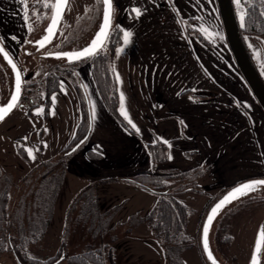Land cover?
Here are the masks:
<instances>
[{
  "label": "rangeland",
  "instance_id": "374dc122",
  "mask_svg": "<svg viewBox=\"0 0 264 264\" xmlns=\"http://www.w3.org/2000/svg\"><path fill=\"white\" fill-rule=\"evenodd\" d=\"M38 2L43 3V0H27V12ZM50 2L54 3L55 0ZM231 3L236 23L241 25L237 5L234 0ZM240 10L245 11L242 1ZM30 12L33 18L29 23L34 24L36 31H30L32 33L23 45L18 46L16 54L4 41L3 48L19 68L22 92L26 93L29 84L38 81L41 73L50 69L56 75L57 88L47 96L46 88L38 87L30 94L35 104L33 107L28 109L17 104L0 121V194L4 190L8 193L6 212L0 214V240L5 234L25 235L31 224L37 227L48 220L42 238L28 249L32 256H52L61 247L63 255H71L109 244L116 252L115 264H167L164 245L152 235L143 220L160 197L150 188L155 185V180L151 179L153 177L131 180L95 178L99 172L95 170L98 167L95 161L109 155L101 139L109 141L116 137L111 131L96 129L100 124L91 118L88 103L87 136L73 152H62L74 136L81 118L84 90L78 72L82 70L86 73V60L69 63L64 58L47 54L87 47L92 32L101 23L102 0L99 3L97 0H68V8L63 13L55 36L39 50L37 45L28 41L38 40L50 19L36 21L34 10ZM51 15L50 9L46 17ZM111 28H115L114 25ZM114 38L115 35H109L106 47L100 51L109 52ZM241 38L256 71L260 77H264V36L244 34ZM214 44L213 50L216 51V42ZM11 68L3 53H0V104L10 97L16 83ZM54 68L74 71L82 89L81 95L76 91L73 78L56 69L53 71ZM38 109L43 111L37 114ZM123 120L125 129L133 132L132 127ZM27 149H32L34 160L29 158ZM83 155L89 159L88 163ZM74 160H85L88 165L84 172H80L78 166L70 165ZM198 171L204 172L202 167ZM239 181L236 180V183ZM230 182V178L223 180L222 173L212 170V176L201 173L189 182L176 181L173 184L168 196L184 204L188 211L183 234L190 246L178 252L179 261L184 264H210L202 250V228L217 200L235 188L230 186ZM243 183L241 181L237 186ZM219 191L222 195L218 197ZM95 216L99 220L93 224L90 220ZM221 224H226L223 233L229 237L227 243L220 247L215 233ZM261 225H264L262 185L228 203L212 221L207 239L213 257L219 264H250ZM221 238L225 240V237ZM0 263L18 264L9 251L0 255ZM256 264H264V239Z\"/></svg>",
  "mask_w": 264,
  "mask_h": 264
},
{
  "label": "crops",
  "instance_id": "0c3cea01",
  "mask_svg": "<svg viewBox=\"0 0 264 264\" xmlns=\"http://www.w3.org/2000/svg\"><path fill=\"white\" fill-rule=\"evenodd\" d=\"M22 5L19 0H0V37L15 54L31 33ZM112 5V24L123 30L112 55L115 79L119 76V113L123 93L136 128L129 132L114 119L84 61L86 73L78 72L79 81L91 116L95 107L100 124L96 129L116 137L101 139L109 155L95 161V178L156 179L192 170H197L194 177L212 176L213 170L222 173L223 180L230 178L233 188L241 181L264 180V111L235 64L216 0H112ZM133 7L143 14L135 17ZM201 26L212 35L200 31ZM124 31L132 34L126 45ZM157 142L166 146L165 161L150 150ZM85 160L70 165L84 172ZM201 167L204 172L198 171Z\"/></svg>",
  "mask_w": 264,
  "mask_h": 264
},
{
  "label": "trees",
  "instance_id": "16d2710c",
  "mask_svg": "<svg viewBox=\"0 0 264 264\" xmlns=\"http://www.w3.org/2000/svg\"><path fill=\"white\" fill-rule=\"evenodd\" d=\"M244 6L245 20L244 27L238 25L240 36L246 35H262L264 36V0H241ZM35 12V20L38 21L49 15L50 8H43L42 3H34V5L28 11L29 20H32L33 15L30 11ZM42 15V16H41ZM112 22V19H111ZM113 25V24H112ZM32 32L36 31L33 23H30ZM111 28L110 35H115L114 41L110 45V51L104 52L99 50V54L86 59L85 62L90 64V73L96 89L104 102L106 108L109 110L111 115L124 127L126 124L119 113V97L117 92V83L112 68V55L116 45L121 42V30L114 26ZM188 33L193 32L196 36L204 40V38L197 33L194 29L189 26H185ZM31 32V33H32ZM54 68L53 71H55ZM56 71L67 74L70 78H73V83L76 91L79 95L82 93L79 82L76 81L77 75L74 71L57 68ZM264 82V77H261ZM38 87L46 88V94L49 96L51 90L57 88L56 75L52 73V69L43 71L40 79L33 83H30L25 95L18 101V104L26 106L28 109L33 107L35 104L30 96L31 92L35 91ZM49 100V97L48 99ZM81 118L78 122L75 134L69 141V143L63 148L62 152H68L77 142H79L87 134L88 126V111L86 108V102L81 99ZM165 147L161 143H156L150 146V150L154 151L156 159L158 161H165ZM197 170L189 172H182L178 175L164 178H156L155 185L150 186L153 190L164 191L156 192L160 194V197L155 202L150 211L145 214L144 222L150 229L152 235L160 241L165 247V259L167 264H184L181 260H178V252L181 249L190 246L187 237L183 234V228L187 219L188 211L184 204L169 197L170 191L174 187L176 181L189 182L196 174ZM168 179H172L168 181ZM176 179V180H175ZM8 193L4 190L0 194V214L6 212L8 203ZM87 203H90L88 201ZM5 216V215H4ZM3 216V217H4ZM98 217L91 218L93 224L97 223ZM48 225V220L45 221L44 225L37 226L31 224L28 227L29 231L25 235L11 236L9 234L3 235L0 240V255L9 251L16 258L18 264H115L116 252L112 245L103 244L99 247L90 248L86 251L77 254L63 255L62 247L59 248L56 253L52 256L40 258L30 255L28 249L32 243L38 242L43 234L44 230ZM226 229V224H221L216 229L215 237L218 246H223L227 243V237L223 232ZM221 237H225V240ZM63 246V245H62ZM1 264V263H0Z\"/></svg>",
  "mask_w": 264,
  "mask_h": 264
},
{
  "label": "snow or ice",
  "instance_id": "6c2138e0",
  "mask_svg": "<svg viewBox=\"0 0 264 264\" xmlns=\"http://www.w3.org/2000/svg\"><path fill=\"white\" fill-rule=\"evenodd\" d=\"M20 3L24 5L25 8V20H27L28 17V12H27V0H19ZM99 3L100 0H97ZM234 2L237 5L238 8V16L240 20L241 27L243 28L244 25V20H245V15L243 11L240 10L241 8V0H234ZM103 3V22L96 33L95 37L92 39L90 44L83 48L82 50H74L71 52H61V53H55L54 55L56 58H67L69 63H72L73 61H80L82 59H88L92 58L96 55L99 54V50L102 48L106 47V41L108 40V37L110 35V26H111V19H112V12H113V5H112V0H102ZM43 8H50L52 10V15L50 17H44L50 19L51 23L49 24L48 28L46 29L47 34L42 37L41 40L36 41L35 43L39 46L37 50L40 48H44L47 43H50L54 35L56 34L57 27L60 23V21L63 19V13L64 11L68 8V0H55L54 3H51L50 0H43L42 3ZM87 12L88 9H85ZM131 12L135 14V17H140L143 13L142 10L138 7H133L131 9ZM35 15V13H33ZM264 14V13H262ZM33 29L31 26H29V31H32ZM200 31L206 33L207 35L211 36L212 33H209L206 28L201 26L199 29ZM121 31H123L121 29ZM124 44L126 45L129 42V39L131 37V33L124 31ZM13 40L16 39V37H12ZM220 39H223V36L220 37ZM3 37H0V53H3L5 60L11 65L13 68V71L16 73V92L12 95L10 102L8 105L4 107H0V121L4 119V117L15 107L17 106V101L19 98V92H20V86H21V77L20 73L16 69V65L13 63L12 59L9 56V53L6 52L3 48L2 45ZM28 43H32L31 41H28ZM59 47V46H58ZM251 47V45H250ZM122 49L118 48L117 49V55L120 54ZM29 54V53H26ZM47 55H53L52 53H48ZM264 67V65H262ZM114 70V69H113ZM117 80H119V76L117 75L116 77ZM61 90L63 91V84H61ZM53 104L55 103V97H52ZM43 111V109H38L37 114H40ZM120 114L124 117V119L128 122L129 125L132 126V128H136V125L133 123L132 119L130 118L126 108H125V97L123 93L120 95ZM93 120L96 118V113H95V107L93 106L92 110V117ZM183 123V121H181ZM47 131V129H45ZM137 131H139L137 129ZM26 139V138H25ZM164 143H167V141H164ZM47 145H45L46 147ZM28 156L31 159H35V155L33 154L32 149H27ZM169 159L172 157L169 156ZM264 185V180H253L248 183H244L236 188H234L228 195H226L222 200H220L212 209L207 217V220L204 224L203 228V233H204V250L208 254V259L212 261V264H217L215 259L213 258L211 252L209 251L208 247V233H209V228L212 224V221L215 219L216 215L219 213L222 207L224 205L230 203L232 200L238 199L241 196L247 195L250 192H253L257 189L258 186ZM264 239V225H261L260 230L258 232V237L256 241V249L254 250L253 257L251 264H256L257 261V252L259 251L260 247V242L261 240Z\"/></svg>",
  "mask_w": 264,
  "mask_h": 264
},
{
  "label": "water",
  "instance_id": "95a60500",
  "mask_svg": "<svg viewBox=\"0 0 264 264\" xmlns=\"http://www.w3.org/2000/svg\"><path fill=\"white\" fill-rule=\"evenodd\" d=\"M216 3H217V7H218L220 19H221V22H222V26H223L225 38H226L227 44L229 46V49L231 51L232 57H233V59L235 61V64H236V66H237L240 74L244 78L245 82L247 83V85H248L250 91L252 92L253 96L255 97L256 101L258 102V104L260 105V107L262 108V110L264 111V82H263L262 78L260 77V75L258 74V72L256 71V69H255V67H254V65H253V63L251 61V58H250L248 52L246 51V49H245V47H244V45L242 43V38L240 36L239 29H238V25H237L236 20H235V16H234V11H233V7H232L231 0H216ZM102 22H103V16H102V20H101L100 26H101ZM50 23H51V21H49L48 24H47V26L45 27L44 34L42 36H40L39 39L36 40V41L41 40L42 37L47 34L46 29L48 28V26H49ZM100 26H99V28H100ZM98 30H97V32H98ZM36 41H34L33 44L37 45L35 43ZM52 56H55V55L53 54ZM16 69L20 73L17 65H16ZM14 77H15V81H16V73L15 72H14ZM20 77H21V74H20ZM15 84L16 83H14V86H15ZM14 86H13V91H12L10 97L8 98V100L4 104H1L0 107H4V106L8 105V103L11 100L12 95L16 92V87L14 88ZM82 140L83 139H81L79 142H77L67 153H71V151H73L75 148H77V146L81 143ZM254 180H262V179H254ZM250 181H253V180H248L245 183H248ZM236 187H238V186H236ZM146 188H148V187H146ZM151 190H153V189H151ZM153 191H155V192H161V193L164 192V191H159V190H153ZM223 198L224 197H221L219 200H217V203L220 200H222ZM226 205H224V207ZM224 207H222L221 210ZM211 209L209 210V213H208L207 217L209 216V214L211 212ZM206 220H207V218H206ZM206 220H205V222H206ZM204 224H203V228H204ZM203 228H202V234H201L202 250H203V253H204L206 259L209 261L210 264H212V261L208 259V254L204 250V233H203ZM261 245H262V240L260 242L259 251L257 252V259L260 256ZM209 251H210V249H209ZM215 261H216V259H215ZM217 264H219V263L217 262Z\"/></svg>",
  "mask_w": 264,
  "mask_h": 264
},
{
  "label": "flooded vegetation",
  "instance_id": "af4514ba",
  "mask_svg": "<svg viewBox=\"0 0 264 264\" xmlns=\"http://www.w3.org/2000/svg\"><path fill=\"white\" fill-rule=\"evenodd\" d=\"M99 26H100V25H99ZM98 29H99V27L97 28V30H98ZM97 30H96V31L94 32V34L92 35L90 42H91L92 39L95 37ZM110 30H111V26H110ZM90 42H89V44H90ZM89 44H88V45H89ZM88 45H87V46H88ZM84 48H85V47H84ZM81 50H82V49H81ZM63 52H70V51H63ZM39 55H41V54H39ZM62 58H63V57H62ZM64 59H65V61H68L67 58H64ZM84 60H86V59H82V60H80V62H81V61L83 62ZM73 62H78V61H73ZM15 87H16V84H15L14 88H15ZM22 88H23V87L20 86V92H19V98H18V101L23 97L22 95H25V93L22 92ZM12 91H13V90H12ZM11 93H12V92H11ZM10 95H11V94H10ZM7 100H8V99H7ZM7 100H6V101H7ZM6 101H5V102H6ZM5 102H4V103H5ZM4 103H3V104H4ZM17 104H18V103H17ZM258 188H259V186L257 187V189H258ZM257 189H256V190H257ZM248 194H250V193H248ZM220 198H221V197H220ZM220 198H219V199H220ZM219 199H218V200H219Z\"/></svg>",
  "mask_w": 264,
  "mask_h": 264
}]
</instances>
